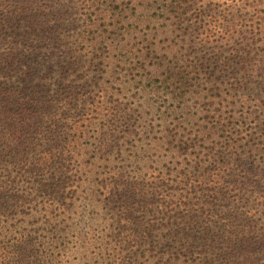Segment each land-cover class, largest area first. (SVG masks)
I'll return each instance as SVG.
<instances>
[{
    "label": "trees",
    "instance_id": "trees-1",
    "mask_svg": "<svg viewBox=\"0 0 264 264\" xmlns=\"http://www.w3.org/2000/svg\"><path fill=\"white\" fill-rule=\"evenodd\" d=\"M161 1L169 3L170 16L176 15L177 5L181 8L179 0ZM230 1L231 8L249 14L234 19L244 20L245 31L235 29L232 36L224 37L240 49L230 59L253 62L251 51L264 54V0ZM87 6L93 13L78 41L96 45L109 33L107 26L100 30L107 19H116L124 11L119 14L113 3L100 0ZM9 23L0 25V42L10 43L0 49V264H264V195L246 191L250 184L257 186L256 177L244 171L225 174L222 165L214 166L220 182L206 197L222 203L227 224L215 219L202 225L201 217L213 207L209 199L185 214L182 208L187 210L189 203L183 199L179 212H174L175 205L156 201L164 184L142 185L120 163L114 165L121 161L124 143L138 134L143 116L133 115L108 97V81L119 74L112 53L107 51L99 62L87 54L83 65H77L78 59L67 50L45 46L43 36L50 30L16 32ZM136 34L125 36L133 40ZM185 36V42L191 41L189 32ZM17 37L24 39V45L16 44ZM206 40L204 44H209ZM118 45L112 50L117 51ZM148 46L140 56L153 59L143 62L146 76L141 80L153 83L154 94L166 92L172 104L185 98L194 70L210 78L223 72L218 57L199 53L178 67L175 48L162 47L160 52L155 43ZM191 140L173 137L169 146L181 158ZM261 162L264 165V159ZM199 166L186 162L176 169L182 188L190 186L187 178L198 173ZM228 178L230 187H226ZM82 186L87 204L98 208L105 203L112 210L102 221L100 238L88 233L93 225L88 224L78 230L81 243L77 245L70 238L78 225L70 221L74 197L67 193H78ZM86 230L88 234L82 235Z\"/></svg>",
    "mask_w": 264,
    "mask_h": 264
},
{
    "label": "rangeland",
    "instance_id": "rangeland-1",
    "mask_svg": "<svg viewBox=\"0 0 264 264\" xmlns=\"http://www.w3.org/2000/svg\"><path fill=\"white\" fill-rule=\"evenodd\" d=\"M92 1L0 0V25L9 21L11 30L23 33L33 29L50 30L43 36L45 46H58L60 52L67 50L81 66L87 54L99 62L106 57L107 51L112 53L113 60L119 62V74L108 81L111 83L108 97L119 101L123 108L131 109L133 115L141 112L143 116L137 126L138 134L129 144L124 143L121 161L116 160L114 165L120 163L126 173L136 176L142 185L145 182L149 185L164 184L160 195L155 197L156 201L175 205L174 212H179V201L183 199L189 203L187 210L184 206L182 208L184 214L196 209L194 204L206 199L213 201V197L206 196H210L208 193L219 185L214 166L220 165L225 174L244 171L243 174L256 177L257 186L250 184L246 191L255 192V196L264 195V165L261 162L264 159V54L251 51L253 62H233L230 58L240 49L224 40V37L232 36L235 29L246 30L244 20L238 23L234 19L236 15H249L247 11L231 8L230 0H179L181 8L177 5L176 15L170 16L169 3L161 0H100L113 3V7L119 9L117 13L124 12L116 19H107L100 30L107 26L109 33L104 34L100 43L91 45L89 42L80 43L78 39L86 30V19L93 13L87 6ZM129 19H132L131 25ZM127 32H136L138 38L128 40ZM186 32H189L191 41L185 42ZM204 40L209 44H204ZM21 42L24 45V39L17 37L16 44ZM151 43H155L160 52L162 47L175 48L179 61L175 60L174 64L178 67L185 66L200 53V57L202 54L211 55L213 59L218 57L217 63L223 72H216L210 78L194 70L189 77L192 79H188L186 84L185 98L179 101L180 104L178 101L172 104L167 100L166 92L154 94L150 92L153 83L146 78L141 80V76L146 74L141 69L145 60H142L140 52L147 51ZM9 45V42H0V49ZM117 45V51H113ZM152 59L145 62L149 64ZM84 71L85 78L90 79L91 76ZM184 136L192 139L188 141L192 146L179 158L173 154L169 143L173 137L179 141ZM186 162L200 163V171L189 175L190 186L182 188L175 171ZM226 162H229L227 167L224 165ZM230 183L228 178L226 187H230ZM83 190L82 186L78 193H67L74 197L70 221L78 225L70 238L77 245L81 243L78 230H84L88 224H93L88 233L95 239L100 238L102 221L110 217L112 210L110 206H104L105 203L98 208L87 204ZM225 213L222 203L213 201L211 212L201 217L203 221L206 219L204 222L201 220L202 225L215 219L227 224ZM88 233L86 230L82 235ZM85 240L89 241L90 236Z\"/></svg>",
    "mask_w": 264,
    "mask_h": 264
}]
</instances>
